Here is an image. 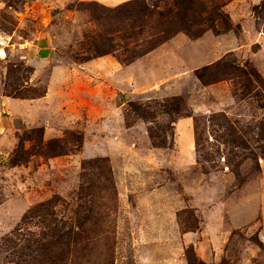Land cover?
<instances>
[{
    "label": "rangeland",
    "instance_id": "1",
    "mask_svg": "<svg viewBox=\"0 0 264 264\" xmlns=\"http://www.w3.org/2000/svg\"><path fill=\"white\" fill-rule=\"evenodd\" d=\"M135 1L0 0V264H264V0Z\"/></svg>",
    "mask_w": 264,
    "mask_h": 264
},
{
    "label": "trees",
    "instance_id": "2",
    "mask_svg": "<svg viewBox=\"0 0 264 264\" xmlns=\"http://www.w3.org/2000/svg\"><path fill=\"white\" fill-rule=\"evenodd\" d=\"M193 3H195L194 0H178L177 6L179 8V12L176 14L174 21L168 22L165 20L159 21L157 24L160 25L159 27V35H158V41L155 44H160L163 42L166 38L170 37L174 32L182 31L184 30V24L187 22H190L191 18L194 16V12L196 11ZM196 4V3H195ZM130 10L126 12L127 16H130L135 19L136 23L144 24V21L146 18L152 16V10L151 8L146 4L144 0H136L132 4L129 5ZM199 7V6H198ZM189 9V12H188ZM161 18H164V15L162 13H159ZM187 20V21H186ZM165 21V22H164ZM188 31V29H185ZM154 46V45H153ZM180 103L181 99H176ZM132 106H134L132 104ZM63 235H60V241L62 240ZM71 241H69V244Z\"/></svg>",
    "mask_w": 264,
    "mask_h": 264
}]
</instances>
